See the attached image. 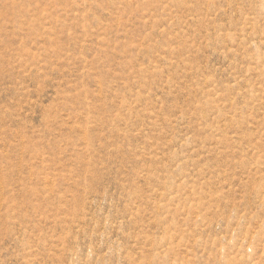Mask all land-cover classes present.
<instances>
[{"label": "rangeland", "instance_id": "obj_1", "mask_svg": "<svg viewBox=\"0 0 264 264\" xmlns=\"http://www.w3.org/2000/svg\"><path fill=\"white\" fill-rule=\"evenodd\" d=\"M0 264H264V0H0Z\"/></svg>", "mask_w": 264, "mask_h": 264}]
</instances>
